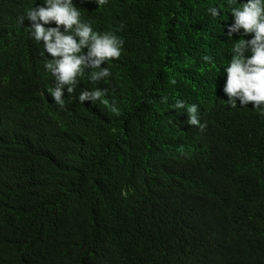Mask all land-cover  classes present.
Masks as SVG:
<instances>
[{
	"label": "clouds",
	"instance_id": "obj_1",
	"mask_svg": "<svg viewBox=\"0 0 264 264\" xmlns=\"http://www.w3.org/2000/svg\"><path fill=\"white\" fill-rule=\"evenodd\" d=\"M77 4L74 0H39L1 26L0 77L1 70L5 77L18 76L19 71L42 70L38 67L42 66L49 74L42 70L43 96L61 108L66 104L70 110L90 113L96 129L110 131L123 122L130 105L117 92L112 71L126 46L116 32L94 30ZM212 4L206 9L212 18L196 32L179 30L177 36L178 30L170 32L173 44L159 54L162 70L153 61L157 80L145 96L143 86L138 88L144 103L133 115L132 132L141 137L139 146L123 154L104 198L97 201L95 191V203L87 204L94 208L87 224L63 231L59 225L43 226L49 232L33 227L17 234L0 228V245H9L0 264H53L54 259L61 264H140L145 259L150 264L156 250L175 252L202 229L198 225L175 239L174 234L170 237L163 229L157 230L161 212L149 229L137 224L117 229L108 226V218L122 205L136 212L147 204L160 209L165 201L182 221L191 216L192 205L203 213L200 196H213L216 184L225 176L226 160L219 146L226 135L220 129L227 124L228 132L245 129L254 137L264 131V0H212ZM6 36L9 48L1 43ZM6 56L13 62L5 63ZM80 116L71 114L68 124ZM0 119L6 124L5 131L0 127L7 142L3 145L27 150L18 163H10L20 182L16 192L38 195L50 211L63 214L59 208L70 200L73 188H55L39 171L27 170L18 176L22 163L43 148L45 133L40 125H16L23 118L12 104L0 106ZM86 122L89 130L95 129L85 118ZM118 130L130 132L128 125ZM60 142L69 147L66 153L57 152L59 161L71 170L69 157L76 140ZM160 174L169 181L162 187L154 184ZM187 182L189 187L181 188ZM170 184L174 190L188 193V200L175 202ZM12 189L0 188V192L11 195ZM139 196L143 197L140 203Z\"/></svg>",
	"mask_w": 264,
	"mask_h": 264
},
{
	"label": "trees",
	"instance_id": "obj_2",
	"mask_svg": "<svg viewBox=\"0 0 264 264\" xmlns=\"http://www.w3.org/2000/svg\"><path fill=\"white\" fill-rule=\"evenodd\" d=\"M38 1L0 0V27ZM74 2L80 5L83 19L90 21L94 30H112L124 40L126 48L123 57L112 71L117 92L130 104L128 112L123 122L113 130L96 129L90 113L81 109L70 110L71 107L68 109L66 104L61 108L42 95V70L48 74L44 67L38 66L42 70L31 67L19 71L18 76L7 77L1 70L0 106L14 105L23 118L22 122L16 120V125L37 124L45 133L42 150L22 163L18 176L31 170L39 171L43 174V180L55 188H73L72 195L67 198L70 200L59 208L63 214L50 211L44 199L38 195L26 190L23 193L19 189L17 193L20 182L10 170V163H18L27 150H24V146L5 147L3 143L7 142L0 135V188H13L14 191L11 195L0 192V228L8 233L17 234L33 227L49 232L48 228L42 229L45 228L43 226L55 225H59V230L63 231L70 226L83 228L87 224L94 213V208L87 204L95 203V191L97 201L104 198L106 191H110L112 175L125 158L123 154L139 146L141 137L137 131L132 132L136 120L133 115L144 103L138 88L143 86L145 96L157 80L153 61L158 65L156 69L162 70L163 60L159 59V54L173 44L170 32L178 30L174 36L179 35V30L196 32L201 23L212 18L206 9L213 5L212 0H106L104 4L96 0ZM1 43L9 48V37H3ZM4 62L13 60L6 56ZM145 74L149 79L147 83H144ZM71 114L81 115L74 124H68ZM85 118L95 129L89 130L88 123H84ZM126 125L130 132L118 130ZM0 127L5 131L6 124L1 119ZM220 131L226 135L219 146L220 153L225 156L226 171L223 180L216 184L213 196H200L204 214L198 213L192 205L191 216L182 221L168 201L163 202L160 209L155 204H147L144 209L141 207L133 212L127 205H122L111 212L108 226L121 230L133 224L146 229L154 227L155 216L161 212L157 230L163 229L170 237L174 234L175 239L201 225L202 229L192 233L175 252L156 250L157 254L150 264L166 261L180 264L179 260L186 261L185 264H264V235L259 233L264 232V131L254 137L246 134L245 129L228 132L227 124ZM60 139L76 140L77 144L69 157L71 170L63 165L62 160L59 161L57 152L66 153L69 147L62 144ZM168 182L160 174L154 184L162 187ZM189 185V182L183 183L181 188H188ZM168 189L173 192L175 202L188 200V193L174 190L171 184ZM136 199L140 203L143 197ZM76 237L81 238L79 235ZM8 246L7 242L0 245V261L4 260L1 257ZM52 263L61 264L56 259ZM146 263L145 259L140 262Z\"/></svg>",
	"mask_w": 264,
	"mask_h": 264
}]
</instances>
